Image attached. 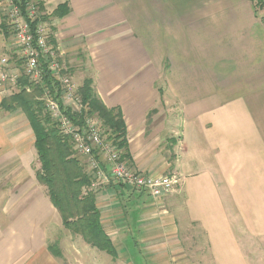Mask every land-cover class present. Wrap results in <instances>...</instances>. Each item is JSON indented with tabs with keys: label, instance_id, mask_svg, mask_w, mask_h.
Instances as JSON below:
<instances>
[{
	"label": "crops",
	"instance_id": "0c3cea01",
	"mask_svg": "<svg viewBox=\"0 0 264 264\" xmlns=\"http://www.w3.org/2000/svg\"><path fill=\"white\" fill-rule=\"evenodd\" d=\"M36 1L46 15L68 3L48 21L57 54L78 86L89 78L102 103L121 112L128 164L176 183L160 197L113 179L95 188L116 257L95 255L63 229L37 181L30 125L26 131L0 107V264H63L69 254L112 264H249L244 250L264 239V7ZM192 230L203 238H188Z\"/></svg>",
	"mask_w": 264,
	"mask_h": 264
},
{
	"label": "trees",
	"instance_id": "16d2710c",
	"mask_svg": "<svg viewBox=\"0 0 264 264\" xmlns=\"http://www.w3.org/2000/svg\"><path fill=\"white\" fill-rule=\"evenodd\" d=\"M13 1L21 8L23 14V7L28 0ZM251 1L254 2L256 10L264 7V0ZM36 5L43 13L41 2L38 1ZM68 10V3L65 2L59 4L50 15L43 13L40 19L49 21L50 17H61ZM26 18L24 17L33 29L36 20L31 22ZM2 28L6 30L4 25ZM49 39L55 46L51 35ZM41 63L45 67L43 61ZM43 83L54 92L46 71H44ZM27 86L31 87L30 92L26 91ZM17 89V93L2 98L0 107L10 112L20 108L26 116L34 135L33 145L40 164L35 176L39 183L46 186L50 201L60 214L63 227L73 234L80 235L89 246L115 258L116 250L100 223V211L95 204L97 189L91 187L90 173H85L79 161L72 155V144L69 139L59 134L56 123L51 121L47 112L43 114V105L37 99V94L40 96L41 89L39 86L31 85L29 78L22 71L18 78ZM77 93L85 109L80 113H69V117L75 123L81 124L84 115H95L102 127L109 131V138L123 153L126 131L119 109L107 108L102 103L94 93L92 81L89 78L82 81L77 88ZM49 248L54 255H60L56 246L55 249L50 246Z\"/></svg>",
	"mask_w": 264,
	"mask_h": 264
},
{
	"label": "built area",
	"instance_id": "2783aa9c",
	"mask_svg": "<svg viewBox=\"0 0 264 264\" xmlns=\"http://www.w3.org/2000/svg\"><path fill=\"white\" fill-rule=\"evenodd\" d=\"M10 15L16 26L15 40L21 61H24L22 73L29 78L31 85L40 87L41 94L37 99L41 101L51 121L56 123L59 134L68 138L72 148L85 157L92 179L91 187L95 189L99 184L113 179L152 197H160L171 191L176 179L168 175L142 173L132 168L122 150L109 138V131L102 127L95 115H84L81 124L69 117V113H80L85 105L77 93L72 75L50 42L46 23L40 19L41 15L29 11L28 19L31 22L36 20L32 29L15 5ZM1 62L0 83L17 86L21 72L10 69L6 59ZM44 71L51 80L54 92L43 83ZM30 89V86L26 87V91Z\"/></svg>",
	"mask_w": 264,
	"mask_h": 264
},
{
	"label": "rangeland",
	"instance_id": "374dc122",
	"mask_svg": "<svg viewBox=\"0 0 264 264\" xmlns=\"http://www.w3.org/2000/svg\"><path fill=\"white\" fill-rule=\"evenodd\" d=\"M37 2L38 1H36V0H28L26 5L23 7L24 17H27L29 11H34V13L35 14L37 13V15L42 14V11L36 5ZM14 5L18 6L13 0H0V69L2 67L1 60L6 59L8 65H9L8 67L10 69H13L14 71L20 73L23 70L24 61H21L22 60L21 55H20L16 40H15L16 26H15V23L12 21V17L10 15L11 11L14 8ZM18 8L21 11V8L20 7H18ZM42 17L43 16H41V18ZM26 19L28 20V17ZM42 21L46 23V26L49 29V35H52V32L50 30V24L48 23V21H44V20H42ZM2 24L6 28L5 31H4V28H2V26H3ZM68 71L72 75V78H73L74 69L68 68ZM73 82L76 85V88H78L79 86H78L76 80H74V78H73ZM17 90H18L17 86L2 85L0 83V93L2 95V98H7V97L11 96L12 94L17 93ZM30 91H31V89H30ZM37 97H39L38 94H37ZM7 112H9L8 113L9 115H15V120L20 121V124H19L20 127L23 129L25 128L26 131H28V129H29L28 120L20 108L14 110L12 112H10V111H7ZM42 112H43V114L46 113L44 106H43ZM72 150H73L72 155L79 161L84 172L89 173L90 170L88 169L89 167H88L87 163L85 162V160H83V158L80 157L81 155H79L73 148H72ZM33 159H34L33 160V165H34L33 169L35 170V168H37L38 165L40 166V164L38 162L36 155L33 156ZM101 185L102 184H99L97 187H99ZM43 186L46 188L45 185H43ZM46 190H47V188H46ZM56 212H57L58 216L60 217V214H59L57 209H56ZM60 219H61V217H60ZM55 223L54 222L51 223L52 228H50V230H51V232L54 231L53 233H55V231L58 232V229H60V225L58 224V222H55ZM63 229L65 230L66 228L64 227ZM188 234H189L188 238H191V240H193L195 242L198 240H201L203 238L201 236V234L197 231L192 230V231L188 232ZM188 244H189V241H188ZM252 244H253V246H255L254 249L251 248L252 250H249V251L244 250V254L246 256V259L248 260V262H250L249 264H264V258L262 259V261L260 260V258H258V256L264 257V239L255 238L252 241ZM50 247L52 249H55V243H51ZM88 247H91V246H88ZM130 250H131L130 247L128 249H126V251L128 253L130 252ZM189 250H190L189 254H192V249H189ZM92 251L94 253H96L95 255L101 254L103 257L109 258V256L105 252H102L96 248H92ZM203 251H204L203 253L206 254L205 253V251H206L205 247H204ZM136 256H138V254ZM256 258H258L260 261L258 262V260ZM121 259H123L122 256H121ZM63 264H112V263L109 261H105V260L101 259L99 256H94V257L93 256H87L86 257V256L82 255L81 257L78 256L77 258H74V257H70V254H69L68 256H66V259L64 260ZM127 264H130V263H127Z\"/></svg>",
	"mask_w": 264,
	"mask_h": 264
}]
</instances>
